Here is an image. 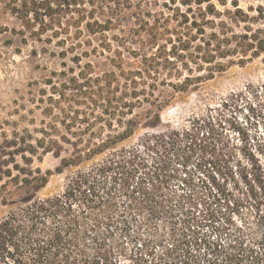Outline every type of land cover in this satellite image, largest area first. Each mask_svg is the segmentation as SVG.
<instances>
[{"label": "trees", "instance_id": "trees-1", "mask_svg": "<svg viewBox=\"0 0 264 264\" xmlns=\"http://www.w3.org/2000/svg\"><path fill=\"white\" fill-rule=\"evenodd\" d=\"M0 1L31 35L72 36L75 42L70 50L83 47L84 56L99 52L107 66L102 71L87 63L76 76L63 80L59 90L54 89V101L64 115L59 123L64 128L69 129L78 118L80 109H74L75 105L86 106L92 117L88 120L86 114L81 120L90 131L89 138L77 135L72 158H61L58 139L43 128L36 130L40 133L37 138L25 129L12 132L0 143V180L16 170L30 177L23 184L35 192L46 186L52 172L31 169L34 159L41 161L49 153L60 158L54 172L61 174L133 135L141 125L134 111L154 106V83L148 84L147 79L154 81L153 77L166 71L179 80L183 70H206L210 77L216 69L223 71L264 56V5L249 8L253 15L234 5V12H227V20H223L211 0H194L197 11L188 7L178 17L167 18V23L154 19V23L144 22L126 32L111 20H86L84 0ZM170 20L176 22L173 28L168 25ZM75 60L78 65L79 57ZM183 79L172 86L174 91L187 89L191 80ZM261 89L263 86H248L233 92L203 118L189 121L178 132L145 135L141 145L160 156L159 164L184 161V152L212 138L221 113L249 105ZM72 113L75 118L66 123ZM144 120L155 127L159 112H146ZM94 126L97 131L91 130ZM104 132L108 134L104 136ZM60 139L67 143L65 137ZM16 157L30 169L20 167ZM138 159L136 149L112 152L92 167L69 174L58 193L30 196L9 210L0 218V264H264V167L255 164L244 175L240 195L221 199L218 209L203 219L206 230L200 232L198 225L188 222L181 225V234L170 228L166 240L154 232V221L172 212L161 192L163 181L157 185L153 181L148 189L134 182ZM165 177L163 174L162 179Z\"/></svg>", "mask_w": 264, "mask_h": 264}, {"label": "rangeland", "instance_id": "rangeland-1", "mask_svg": "<svg viewBox=\"0 0 264 264\" xmlns=\"http://www.w3.org/2000/svg\"><path fill=\"white\" fill-rule=\"evenodd\" d=\"M184 1H189V4L184 5ZM190 1L84 0L83 7L86 10V20L105 23L111 20L112 24L125 27L126 32H129L130 28H136L135 26L144 22L154 23V19L167 23V18L178 17V12H185L188 7L197 11L194 0L192 4ZM211 2L223 20H227V12H234V5L251 15L253 13L248 11L249 8L264 5V0ZM175 23L170 20L168 25L173 28ZM70 34H73V28ZM131 34L132 32L130 36ZM66 36L59 34L55 37L51 32L40 37L31 35L0 1V143L5 138H10L12 132L21 133L25 129L37 138L40 133L36 130L43 128L58 139L61 158H72L75 149L72 144L77 140V135L82 133L85 140L89 138L90 131L85 129V123L81 120L86 114L85 118L92 119L88 115L90 110L86 106L75 105L74 109H80V113L77 120L73 119L69 129H66L59 123L64 115L59 114L54 101L57 94L53 92L55 88L60 89L63 80L76 76L79 67L87 63L102 71L107 69V66L104 56L99 52L84 56L83 47L70 50L75 40H71L72 36ZM63 38L66 40L60 44ZM76 57H79L78 65ZM222 63L226 64L225 61ZM166 74V71L160 72L158 76L153 77L154 81L147 79L148 84L154 83V106H144L134 111L141 125L128 139L89 160L66 168L61 174L54 172L60 165V158H55L49 153L42 156L41 161L34 159L31 169L39 168L41 172H52L46 186L37 192L23 184L24 178H30L25 174H18L13 170L11 177L4 176L0 180V218L9 210L22 205L30 196L43 198L58 193L69 174L92 167L110 153L136 149L140 159L137 160L139 169L138 173H135L134 182L148 189L153 181L154 185L163 181L161 192L169 200L167 205L172 211L154 221V232L168 240L170 228H175L178 235L182 233V226H187L188 222L194 226L198 225L200 232L206 230V221L203 219L209 216L211 210L218 209V205L222 204L221 199L240 195L245 187L244 175L251 172L255 164L264 167V56L244 65L227 66L223 71L216 69L210 77L209 71L206 70L192 73L183 70V76L179 80ZM196 76L204 78L201 81H192ZM185 77L191 80L187 89L174 91L172 86L181 84ZM248 86H263V89L258 96L250 98L249 105L241 104L234 111L221 113L222 116L215 123L212 138L208 139L206 144L193 146L184 152V161L172 159L159 164L160 156L142 147L140 140L145 135L178 132L188 126L189 121L203 118L209 109L216 108L229 94L244 91ZM50 106L52 111L46 114ZM148 111L154 115L159 112V123L155 127L147 125L144 120ZM74 116L76 114L73 113L67 116L66 123L70 122V118H75ZM91 130L97 131L98 126ZM107 134L104 132V136ZM62 137L66 138L67 143L60 139ZM15 160L20 167L30 169L19 157ZM163 174L165 179H162ZM217 199L221 200L220 203Z\"/></svg>", "mask_w": 264, "mask_h": 264}]
</instances>
